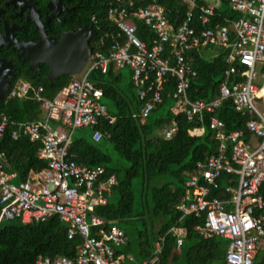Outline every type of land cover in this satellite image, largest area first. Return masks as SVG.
Wrapping results in <instances>:
<instances>
[{
  "label": "built area",
  "instance_id": "obj_1",
  "mask_svg": "<svg viewBox=\"0 0 264 264\" xmlns=\"http://www.w3.org/2000/svg\"><path fill=\"white\" fill-rule=\"evenodd\" d=\"M149 1L148 6L134 9L130 0H114L107 17L122 44L115 40L106 48L99 39L81 73L72 77L53 100L42 96V88L35 90L43 118L14 124L11 137L17 140L24 136L31 143H39L38 159L45 168L30 171L27 179L19 182L15 172L6 171V154L0 152V223L30 225L56 217L66 225L67 239L81 240L74 258L43 257L36 264H121L123 260L115 249L124 247L128 237L94 214L95 208L107 204L116 185L115 176L106 177L99 166L78 164L70 153L74 130H92L107 117L103 93L88 75L91 71L104 73L109 64L131 73L136 95L143 102L134 118L143 122L162 102L163 85L169 76L175 79L169 112L174 116L183 113L187 121L200 124L189 131L190 136H201L205 126L213 134L217 153L196 164L195 174L185 180L184 192L175 206L181 218L193 217L198 223L194 230L202 239L228 241L226 264H253L264 239V116L254 106V102L264 104V0H222L239 18L229 26L216 24L212 28L208 26L216 6L204 0H181L189 10L176 29L168 23L164 9L155 0ZM193 10L198 13L196 22ZM91 20L96 23L95 17ZM135 22L152 33L149 45L137 37ZM209 48L229 50L225 75H239L240 80L230 86L222 83L213 101H192L188 92L197 73L187 55ZM30 89L29 84L18 81L6 98H24ZM227 100L235 112L250 117L245 126L248 140L243 131H225V124L215 117ZM205 115L209 116L206 122ZM7 127V117L0 114V140ZM176 132L177 124L172 120L163 130L164 138L170 139ZM91 139L98 142L102 134L93 131ZM223 177L228 179L221 187ZM219 192L225 198H220ZM167 235L180 249L185 230L175 226L157 237L151 257L142 264H159Z\"/></svg>",
  "mask_w": 264,
  "mask_h": 264
},
{
  "label": "trees",
  "instance_id": "obj_2",
  "mask_svg": "<svg viewBox=\"0 0 264 264\" xmlns=\"http://www.w3.org/2000/svg\"><path fill=\"white\" fill-rule=\"evenodd\" d=\"M130 1L134 9L151 3L149 0ZM113 2L114 0H77L80 10L86 13V23L96 32L97 38L92 42L94 50L99 39L104 40L106 48L115 40L122 44V38L118 37L113 23L107 17V11ZM155 2L164 9L167 21L174 29L184 21L189 10V6L181 0ZM193 12L196 22L198 13L196 10ZM92 17H95L96 23L92 22ZM238 18L239 15L231 12L220 0V5L214 10L208 27L212 28L216 24L229 26V22ZM22 23L23 33L32 35V24ZM135 24L137 37L149 45L152 33L142 23ZM23 33L18 34L20 41L28 39ZM1 50H3L1 56L15 67L14 76L10 78L12 86L21 81L31 87L24 98L5 97L0 102V114L8 119V127L0 140V152L6 154L8 163L6 171L15 172L18 181L24 182L30 171H42L46 165L38 159L39 143H31L24 136L18 137L17 140L12 139L14 124L41 120L43 113L36 99L35 90L42 88V96L51 101L62 88L70 84L72 77L62 76L50 84L46 79L48 70L44 65H41L38 73L30 72L29 64L18 60L14 50L9 47H3ZM102 51L104 52V49ZM208 51H214L215 54L207 56ZM228 53L229 50L209 48L187 55V60L192 62L197 73L188 92L190 100L213 101L218 98L222 83L226 82L230 86L240 80L239 75L233 77L225 75L228 68L225 57ZM88 79L102 91V102L106 107L107 117L100 119L98 126L89 130L87 139H74L70 153L78 164L86 167L99 166L104 169L106 177L115 176L116 185L108 197L107 204L95 208L94 211L106 225H116L128 237V243L122 250L115 249V254H129L131 226L133 222H140L144 232L137 233L140 240L137 243V255L134 256L137 263L147 261L152 255L157 237L165 235L176 226L185 230L183 243L177 250L175 239L167 235L159 264H226L228 241L219 237L202 239L194 230L197 221L193 217L181 218L175 211V206L184 192V182L195 174L196 164L205 163L211 155L217 153V144L207 126L204 127L201 136H190L189 131L200 124L187 121L183 113L179 112L174 116L169 112L173 104L171 94L175 79L166 77L161 94L162 102L143 122L139 118H134V115L139 114L143 102L136 95L128 69H116L114 65L109 64L104 73L91 71ZM208 117L204 116L205 122ZM215 117L225 124V131H243L245 138L247 140L250 138L245 130L250 117L235 112L230 100L222 103ZM172 120L177 124V132L170 139H165L163 130L169 127ZM93 131L102 134L100 141H92ZM104 143L127 164V167H118L107 153V148L102 147ZM227 179L223 177L220 180L221 187L227 184ZM136 180L139 182L137 199L132 190ZM217 194L220 198H225L222 193ZM113 196L116 197L115 200ZM66 230V225L56 217L30 225H23L18 221H2L0 264H36L43 257L74 258L81 240L78 237L73 240L67 239ZM253 264H264V242L258 247Z\"/></svg>",
  "mask_w": 264,
  "mask_h": 264
},
{
  "label": "water",
  "instance_id": "obj_3",
  "mask_svg": "<svg viewBox=\"0 0 264 264\" xmlns=\"http://www.w3.org/2000/svg\"><path fill=\"white\" fill-rule=\"evenodd\" d=\"M16 1L20 12L26 13L25 21L34 23L35 30L40 32L41 25L37 19L39 15L35 9V0ZM54 3L55 0H48L47 9L51 13L54 12ZM18 30L20 28L17 25L9 26L3 22V32H0V49L9 47L14 50L18 60L29 64L30 72L38 73L40 66L44 65L48 70L46 79L50 84L62 76L79 75L92 53V42L97 38L95 30L89 26L80 28L76 32L70 31L63 34L60 41L47 38L42 33L37 42H19L15 36ZM14 69L11 62L0 59V102L4 100L12 87L10 78L14 76Z\"/></svg>",
  "mask_w": 264,
  "mask_h": 264
},
{
  "label": "flooded vegetation",
  "instance_id": "obj_4",
  "mask_svg": "<svg viewBox=\"0 0 264 264\" xmlns=\"http://www.w3.org/2000/svg\"><path fill=\"white\" fill-rule=\"evenodd\" d=\"M47 3L48 0H35V9L38 11L39 15L37 19L41 25L39 28L40 32H37L34 23L25 21L26 13L20 12L16 0H0V32H3V22H6L9 26L15 24L20 28V30L15 32V36L19 42H37L42 33H44L47 38L60 41L62 35L65 33L70 31L76 32L80 28L91 26L86 23V13L83 10H80V5L77 3V0H55L53 13L47 9ZM51 14L52 16H50ZM34 18H36V16H34ZM22 22L32 24V35L23 33L24 26ZM22 33L26 38L28 36L27 40H19L18 34L21 35ZM1 49L0 59H4L1 56L3 51Z\"/></svg>",
  "mask_w": 264,
  "mask_h": 264
},
{
  "label": "rangeland",
  "instance_id": "obj_5",
  "mask_svg": "<svg viewBox=\"0 0 264 264\" xmlns=\"http://www.w3.org/2000/svg\"><path fill=\"white\" fill-rule=\"evenodd\" d=\"M207 53V56L211 55L213 56L215 54V52H206ZM257 86L259 87L260 86V82L257 80ZM254 106L256 108V110L262 114L264 116V104L260 103V102H254ZM53 128H57V126L55 124H52ZM89 130L90 129H86V128H83V129H76L72 132V136H73V140L74 139H80V138H85L87 139L88 135H89ZM103 148H107V153L110 155V157L112 158L113 161H115L118 165V167H121V168H124V167H127V164L122 161L115 153L114 151L109 147L107 146L106 143H104V145H102ZM138 189H139V182L138 180H136L134 183H133V192H134V195H135V198L137 199L138 197ZM116 197L113 196V200H115ZM135 205H136V202H135ZM130 235H129V238H130V246H129V254L132 255L133 257L135 255H137V252H138V242L140 241L137 237H138V232L139 233H142L144 232V228L143 226L141 225L140 222H133L132 226H131V229H130ZM123 249V247L121 248V250ZM177 264H181V263H177Z\"/></svg>",
  "mask_w": 264,
  "mask_h": 264
},
{
  "label": "crops",
  "instance_id": "obj_6",
  "mask_svg": "<svg viewBox=\"0 0 264 264\" xmlns=\"http://www.w3.org/2000/svg\"><path fill=\"white\" fill-rule=\"evenodd\" d=\"M204 1L206 3H209V4H213L216 7H218L220 5V0H204ZM252 141H254V140H252ZM263 242L264 241H262L260 245H262ZM119 249H121V248H119ZM119 249H117V250H119ZM120 255L123 256V260H122L121 264H142L143 263V262L137 263L136 260L134 259V257L130 254H128V255L120 254Z\"/></svg>",
  "mask_w": 264,
  "mask_h": 264
}]
</instances>
